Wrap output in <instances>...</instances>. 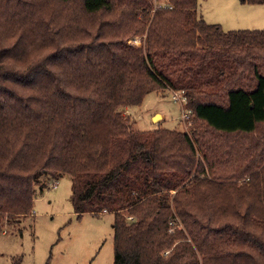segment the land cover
<instances>
[{
  "label": "trees",
  "instance_id": "obj_1",
  "mask_svg": "<svg viewBox=\"0 0 264 264\" xmlns=\"http://www.w3.org/2000/svg\"><path fill=\"white\" fill-rule=\"evenodd\" d=\"M197 9L0 0L1 223L67 174L78 218L113 214L112 264H264V29ZM166 89L189 129L134 130L127 108Z\"/></svg>",
  "mask_w": 264,
  "mask_h": 264
},
{
  "label": "rangeland",
  "instance_id": "obj_2",
  "mask_svg": "<svg viewBox=\"0 0 264 264\" xmlns=\"http://www.w3.org/2000/svg\"><path fill=\"white\" fill-rule=\"evenodd\" d=\"M197 13L206 23L217 24L224 31L264 29V5L198 0ZM135 41L139 47V39ZM181 104L166 89L146 94L140 106L129 107L126 113L134 130L160 125L187 131L190 121L182 120ZM155 114L160 118L153 121ZM71 187L67 174L49 179L29 215L10 223L0 222V264L113 263V214L84 213L78 218L70 201Z\"/></svg>",
  "mask_w": 264,
  "mask_h": 264
},
{
  "label": "built area",
  "instance_id": "obj_3",
  "mask_svg": "<svg viewBox=\"0 0 264 264\" xmlns=\"http://www.w3.org/2000/svg\"><path fill=\"white\" fill-rule=\"evenodd\" d=\"M173 97H174V100L180 101V104L184 102V98L181 96L180 93H173ZM189 115H190V111L182 110V116L181 117H182L183 121H187V119L189 118ZM52 186L55 187V184Z\"/></svg>",
  "mask_w": 264,
  "mask_h": 264
},
{
  "label": "water",
  "instance_id": "obj_4",
  "mask_svg": "<svg viewBox=\"0 0 264 264\" xmlns=\"http://www.w3.org/2000/svg\"><path fill=\"white\" fill-rule=\"evenodd\" d=\"M157 116H160V115H159V114H155V115L153 116L152 120L155 121V118H156Z\"/></svg>",
  "mask_w": 264,
  "mask_h": 264
},
{
  "label": "crops",
  "instance_id": "obj_5",
  "mask_svg": "<svg viewBox=\"0 0 264 264\" xmlns=\"http://www.w3.org/2000/svg\"><path fill=\"white\" fill-rule=\"evenodd\" d=\"M232 6L235 7V5H231L230 7H232ZM244 10H245V9H244ZM246 10H247V9H246ZM201 16H202V15H201ZM152 118H153V116H152Z\"/></svg>",
  "mask_w": 264,
  "mask_h": 264
},
{
  "label": "bare ground",
  "instance_id": "obj_6",
  "mask_svg": "<svg viewBox=\"0 0 264 264\" xmlns=\"http://www.w3.org/2000/svg\"><path fill=\"white\" fill-rule=\"evenodd\" d=\"M158 118H160V116H157V117L155 118V120H157Z\"/></svg>",
  "mask_w": 264,
  "mask_h": 264
}]
</instances>
